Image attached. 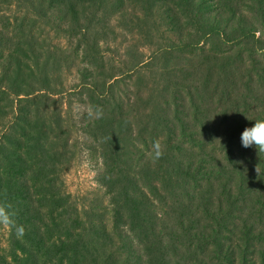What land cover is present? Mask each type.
I'll return each mask as SVG.
<instances>
[{"label": "trees", "instance_id": "1", "mask_svg": "<svg viewBox=\"0 0 264 264\" xmlns=\"http://www.w3.org/2000/svg\"><path fill=\"white\" fill-rule=\"evenodd\" d=\"M139 1L149 5L148 10L162 9L161 17L172 31L183 29L180 17L194 26L184 44L160 46L157 53L172 56L190 49L210 56L217 46L228 50L227 55L237 50L241 59L244 51L249 65L240 84L246 94L231 104L228 84L213 88L217 101L212 100L216 104L209 108L202 97L209 89L208 77L193 74L188 84L174 80L162 90L145 85L132 99L126 98L119 78L136 75L143 62L135 61L117 74L112 72L116 66L107 67L100 54L105 16L119 13L124 0H0V7L14 3L23 10L11 28V24L0 28V212L10 213L23 229L18 235L7 225L10 250L0 252V264H264V251L257 252L259 260L248 258L253 240H264L262 233L243 222L235 230L234 204L211 197V191L207 194L197 184L199 180L210 184L214 177L230 200L235 189L239 194L235 197L250 199L254 185L263 182L264 153L256 151L253 163L262 167L255 176L234 163L226 171L221 162L190 148L203 149L207 134L216 132L210 126L214 115H222L226 127L220 144L227 159L235 143L229 140L240 138L256 119H264V0ZM29 22L53 24L69 39L78 38L69 56L61 49L57 54H38L47 45L31 32ZM214 59L228 73L221 58ZM72 67L77 88L94 115L97 108L103 111L101 118L95 115L85 126L100 147L103 169L98 183L108 197V209L103 211L101 207L79 211L68 196L50 186L49 177L69 161L68 144L55 133L61 130L58 97L66 88L55 73ZM161 69H166L164 63ZM234 69L236 65L229 73ZM180 101L192 109L188 126L183 118L187 115L178 108ZM257 101L262 102L259 112L249 106ZM130 114H135L132 120ZM195 119L200 124L198 138ZM154 141L163 153L156 160L150 155ZM182 143L187 149L180 148ZM205 164L207 174L202 171Z\"/></svg>", "mask_w": 264, "mask_h": 264}, {"label": "rangeland", "instance_id": "2", "mask_svg": "<svg viewBox=\"0 0 264 264\" xmlns=\"http://www.w3.org/2000/svg\"><path fill=\"white\" fill-rule=\"evenodd\" d=\"M232 1L240 2V0ZM0 8V28L6 27L8 29L9 24H11L9 26L11 28L13 18L20 19L23 13V10L17 9L14 3L1 6ZM148 9L149 5H144L139 0H124L119 13L110 17L105 16L107 22L103 30L104 34L106 33V37L104 39L105 43L102 45V49H100V54L104 58V64L107 67L115 65L117 69L111 71L119 74L120 72H125L127 66L134 65L135 61L143 62L136 75L135 73L132 75H122L119 78L122 80V90H126V98L132 99L136 94V90H143L145 85L162 90L164 86L171 87L174 80L188 84L191 82L193 74H195L197 77L201 75L208 77L209 89L202 96L206 100L207 107H214L215 101H217L216 95L213 94V88L220 89L225 84H228V89L231 92V104H237L239 96L246 94L244 92L245 87L240 84L241 79H243V72L249 65V59L245 52H241L243 55L241 59L237 58V50H234L231 55H227L228 50L222 51L217 46L213 47L210 56L207 54L201 55L199 51L192 53L189 51L190 49L174 51L172 56H164L162 53H157L160 46L184 44L187 36L193 35L194 26L186 25L185 18L180 17L183 29L172 31L171 27L165 24L164 18L162 19L161 17V13H163L162 9L158 7H156V10ZM109 10L108 8L107 11ZM29 24L32 26L31 32L40 40V43L47 45L45 50L43 48L40 50L39 48L38 54H42L43 56L46 54H57L58 49L62 50L63 55L69 56L68 51L70 46L73 43L75 45L78 39L76 37L69 39L63 30H57L53 24L43 27L37 23L34 25V22H29ZM155 28L156 30L152 31ZM155 54L161 55L155 59ZM215 56L216 58H221V64H224L223 66L228 73H223L220 70V64L215 63ZM226 56L227 58H225ZM79 58L81 57L78 56L76 58V62H80ZM211 58L213 59L210 63H207ZM163 63L166 65L165 70L161 69ZM97 65H101V62L98 61ZM234 65H236V69L230 71L234 72L231 74L229 73V68H232ZM195 70L197 71L194 73ZM74 72L75 69L72 67L69 72L63 73L61 70H57L55 73L56 76H60V81L66 87L62 97H58L59 102L56 110L60 115L61 130H56L55 133L60 137L61 143L68 144L69 161L57 172L56 176L49 177L52 181L50 186L56 187L63 195L68 196V202L75 205L79 211L89 208L98 209L100 207L103 211L104 209H108V197L98 183V176L103 169L100 158V147L98 142L85 131V126L95 117L94 110L88 98L79 92L80 89L77 88L79 85ZM225 75H228L229 78L226 79ZM230 84H235V87L230 86ZM174 89L177 91L181 90L176 86H174ZM182 96L186 98L185 90H182ZM235 97L238 100L234 99ZM212 100L215 101L213 102ZM184 104L180 101L178 108L182 110L181 113L187 115L183 116V118L186 120V126H188L191 124L192 115L190 112L192 109ZM261 104L262 102L257 101L256 105L250 104L249 106L256 108L257 112H259L262 110L259 108ZM245 105L247 106L246 103ZM240 107L242 108L241 105ZM228 110L232 112L234 109L229 108ZM248 112L250 113L249 110ZM134 116L135 114H130L129 118L132 120ZM214 116L213 123L210 126L215 127V134L210 137L207 134L206 143L202 145L203 149L190 148L196 153L205 152L208 160L212 159L213 161L221 162L226 171L230 172L233 169L232 164L234 163L239 170H245L251 175L259 176V168L262 166L253 163L256 157L255 148L242 147L240 138L238 137L229 140L235 141V143L231 146V151L228 154V158L232 162L228 163V158H225V152L220 144L223 138H225L222 136L223 133H220L222 128L226 127L224 118L222 115ZM203 120H205V117ZM209 120L211 121V117H209ZM193 123V129L198 133L196 135L198 138L200 136V124L196 119ZM180 148H186L185 144L182 143ZM208 168L209 166L205 164L202 171L207 174ZM262 180L261 186L259 183L254 185L256 188L250 193L252 198L246 200L235 197V195H239L236 189L232 194L233 199L230 200L227 194L222 193V186H219L221 183L214 177H211L210 184L206 180H199L197 184L205 188L207 194L211 191L209 194L211 197L219 198L221 202L229 200L234 204L232 206V218L235 219V230L239 229L241 222L250 223L255 228V232L260 231L264 237V176ZM250 185L248 188H250ZM257 186L261 189L257 188ZM228 187L230 186L227 185ZM257 200L261 202H257ZM108 217L109 215L106 214L105 219L111 225L108 222ZM238 236L239 234L236 235V237ZM8 239L9 228L6 224L0 223V252L5 254L10 250ZM252 244H254V247L250 249L253 250V253L248 254V258L258 259L257 252L259 250L264 251V240H253Z\"/></svg>", "mask_w": 264, "mask_h": 264}, {"label": "clouds", "instance_id": "3", "mask_svg": "<svg viewBox=\"0 0 264 264\" xmlns=\"http://www.w3.org/2000/svg\"><path fill=\"white\" fill-rule=\"evenodd\" d=\"M96 118L99 119L103 115V111L97 108L95 111ZM240 143L244 148L253 147L255 150L264 153V119H256L250 127H245L240 133ZM161 145L158 141H154L151 147V158L159 159L162 155ZM0 223L12 226L18 235H22V227L17 226L10 213L0 212Z\"/></svg>", "mask_w": 264, "mask_h": 264}]
</instances>
